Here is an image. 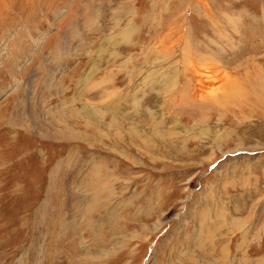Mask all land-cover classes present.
Listing matches in <instances>:
<instances>
[{
    "label": "rangeland",
    "instance_id": "1",
    "mask_svg": "<svg viewBox=\"0 0 264 264\" xmlns=\"http://www.w3.org/2000/svg\"><path fill=\"white\" fill-rule=\"evenodd\" d=\"M0 264H264V0H0Z\"/></svg>",
    "mask_w": 264,
    "mask_h": 264
},
{
    "label": "bare ground",
    "instance_id": "2",
    "mask_svg": "<svg viewBox=\"0 0 264 264\" xmlns=\"http://www.w3.org/2000/svg\"><path fill=\"white\" fill-rule=\"evenodd\" d=\"M208 65H209V64H208ZM212 65H213V64H212ZM211 74H212V73H211ZM216 82H217V81H216ZM220 82H221V81H220ZM223 84H224V83H223ZM223 84H222V85H223ZM208 85H209V84H208ZM208 85H207V86H208ZM233 85H234V84H233ZM219 86H220V85H219ZM222 87H223V86H222ZM236 89H237V87H236ZM225 98H226V97H225ZM234 98H235V97H234ZM230 100H231V99H230ZM222 103H223V102H222Z\"/></svg>",
    "mask_w": 264,
    "mask_h": 264
}]
</instances>
